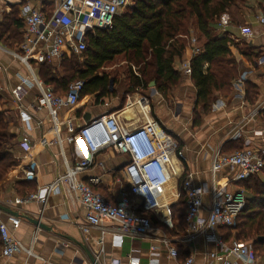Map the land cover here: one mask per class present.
<instances>
[{
    "label": "crops",
    "instance_id": "crops-1",
    "mask_svg": "<svg viewBox=\"0 0 264 264\" xmlns=\"http://www.w3.org/2000/svg\"><path fill=\"white\" fill-rule=\"evenodd\" d=\"M25 1L30 2L34 9L40 10L46 18H50L61 0ZM7 14L3 12L1 16ZM262 15H264V0H239L235 6L220 17L218 23H226L228 29L227 35L218 29V35L228 38L239 48L241 47L246 55L238 52L235 47L230 48L233 60L238 67L236 80L244 79L241 84H235V81L228 92L215 93L208 114L203 115L200 110L202 114L200 125H194L196 90L190 76L184 75L181 70L183 56L181 60L175 62L174 66L175 71L179 73L180 80L170 92L173 100L169 101L154 86L150 87L149 85L146 90L134 86L128 77L129 89L136 92L126 90L128 87L126 83L125 86L123 84L122 86L112 80L108 95L99 98H97L98 94L86 96L80 99L73 109L60 110L58 118L62 122L60 126L61 146L56 144V140L50 132L51 125L47 121L46 112H32L33 121L30 123L31 130L28 132L31 151L26 161L19 147L25 126L19 121L18 113L9 93L10 88L17 84L18 75L25 76L26 71L19 62L0 50V111L5 112L6 116H12L15 120L14 123L12 121H8V123L10 133L15 136L13 158L18 163L17 167L8 174V178L4 180L3 188L0 191L3 192L4 198L5 196L9 198L7 203H11L10 206L4 207L16 214V217L20 219V225L17 229H13L6 222L8 215L2 211H0V222L5 223L12 236L20 241L24 248L31 249L33 254L32 257L23 252L17 253L8 261L0 260V264H41V261L34 258V255L44 260L46 264H90L78 244H83L92 255H95L99 264H128L129 258L137 259L138 264H150V259H154L155 264H179L187 257H192L194 264H208L205 261V253L217 251L219 257L223 256L220 253V248L207 241L204 236L198 235L188 241L185 219L181 223L177 217H172V213L173 229L169 230L154 213L137 210V214L151 222L152 231L148 238L135 240L123 238L121 246H115L112 243L110 232L101 238L100 228L90 229L88 234H83L80 231L79 227L84 223L85 210L77 200L68 199L63 191L50 196L44 205L36 202L17 205L14 201L25 198L26 196L21 197L20 194H24L26 190H30V194H32L37 189L50 185L56 177L65 172L60 152H63L68 162H71L73 157V145L67 143V138L71 136L67 130V122L76 132L79 126L86 124L85 117L89 122L99 116L117 112L120 114L121 121L128 128L154 119L175 139L177 150L186 160L184 164L177 162L178 167L183 169L186 175H193L194 184L205 190L203 210L200 214L201 218H205L211 203V191L214 188L224 187L230 188V190L236 188L233 186L234 184L228 182L226 170L218 173L215 177L211 175L210 168L214 156L218 153H234L229 147L237 143L236 141L242 144V149L245 147L262 149L264 147V63H259V60L264 58V25L256 23V18ZM241 28H248L252 32V38L249 41H236L240 39L239 29ZM192 32L197 34L195 28L192 29ZM191 38L195 37L190 36L188 41ZM60 61L53 60L51 63L58 66ZM206 68L207 65L204 66V70ZM248 84L255 87L256 100L253 104H249L246 100V85ZM36 95L35 89L29 91L26 98L28 105L34 103ZM123 96H125L123 106L116 109L118 106L116 100ZM140 97H144L148 101L146 115L145 112L143 115L139 110L140 106L137 102ZM128 102L129 106H127ZM128 108L135 110L134 116L123 115V112ZM39 121L42 122L41 125H38ZM230 143L232 144L230 145ZM30 159L37 165V170L35 178L29 182L21 179L19 167H22ZM123 160L120 157L110 159L105 155H99L95 158L92 169L80 175V180L88 183L90 178L99 177L100 184L93 186L92 189L109 202L115 203L120 192L117 178L121 175ZM20 180L27 183V186L19 187V192L16 193L14 185ZM177 188L174 182H171L167 188L166 200L170 209L179 200L176 198ZM29 220H38L45 230L34 227ZM154 221L165 232H168L167 236L154 226ZM115 226L114 224L103 225L108 230ZM219 230L215 234L221 238ZM162 238H167L178 250L177 260L169 257L167 249L160 241ZM152 247L156 249L154 256L151 253ZM226 262L242 264L241 261L233 257H228Z\"/></svg>",
    "mask_w": 264,
    "mask_h": 264
},
{
    "label": "built area",
    "instance_id": "built-area-1",
    "mask_svg": "<svg viewBox=\"0 0 264 264\" xmlns=\"http://www.w3.org/2000/svg\"><path fill=\"white\" fill-rule=\"evenodd\" d=\"M0 4L6 8L22 4L19 18L23 22V41L16 50H7L1 45L0 50L19 62L26 71L25 76L18 75L17 84L9 91L19 121L25 126L19 147L26 161L31 151V140L28 137L30 123L33 121L31 113L46 112L47 121L51 125L50 132L56 144L61 146L62 122L58 118L59 112L62 109H73L79 102L83 88V82L76 81L69 85L64 96H57L50 86L38 77L37 67L64 57L81 56L86 50L87 35L97 30L110 29L114 17L131 7L132 0H61L50 18H46L40 10L34 9L30 2L25 0H17L14 4L0 0ZM256 23L264 25V15L257 17ZM218 29L227 35L226 23H218ZM239 32L240 39L236 40L237 42L249 41L252 38V32L248 28H241ZM199 51L195 38H191L185 47L181 65L184 75L190 76V62ZM259 63H264V58H261ZM243 79L239 78L235 84H241ZM32 89L36 90L37 95L34 103L28 105L26 98ZM137 103L146 115L147 99L140 97ZM41 124L39 121L38 125ZM67 125V130L71 133L67 143L73 145V157L71 162H68L63 152H60L65 172L56 177L50 185L37 189L35 193L23 199H16L15 204L36 202L44 205L50 196L63 191L68 199L77 200L85 210L84 223L79 227L83 234H88L90 229L100 228L101 238L110 232L112 243L121 246L123 238L146 239L152 231L149 219L137 214L139 209L144 213H154L167 229H173L171 209L166 195L170 183L174 182L178 187L176 198L179 199L181 194L185 198L188 241L198 235L204 236L207 241L219 247L220 253L223 254L219 257L217 251L205 253L206 263L229 264L226 262L227 258L233 257L242 264H264L246 243L235 240L225 243L215 234L221 228L234 227L236 219L244 210L247 193L238 184L263 173L264 147H245L231 154L218 153L214 156L210 168L211 175L215 177L226 170L228 182L236 188H214L211 191V203L206 217L201 218L205 190L194 184L193 175H186L180 168L176 170L173 161L184 164L186 160L177 150L175 139L158 121L149 119L143 124L128 128L121 121L120 114L114 112L92 119L79 126L76 132L68 122ZM99 155L110 159H124L121 175L117 178L120 192L115 203L109 202L92 189L100 184L99 177L90 178L88 183L80 180V175L92 169L95 158ZM19 168L22 180L30 182L35 178L37 165L31 159ZM10 204L6 203L8 206ZM6 222L13 229L20 225V219L16 216L8 215ZM104 224L116 226L108 230L103 227ZM0 240V260L8 261L21 252L33 257L31 249L24 248L2 222ZM160 241L167 249L169 257L177 260L179 253L171 242L167 238ZM155 250L151 248L152 256ZM34 258L40 260L41 264H46L35 255ZM128 264H138V261L129 258ZM150 264H155V260L150 259ZM179 264H194L193 258L187 257Z\"/></svg>",
    "mask_w": 264,
    "mask_h": 264
},
{
    "label": "trees",
    "instance_id": "trees-1",
    "mask_svg": "<svg viewBox=\"0 0 264 264\" xmlns=\"http://www.w3.org/2000/svg\"><path fill=\"white\" fill-rule=\"evenodd\" d=\"M238 1L132 0L131 7L114 17L110 29L87 35L82 63L75 55L64 57L58 67L51 62L39 65L37 75L57 96H64L71 83L82 81L79 100L95 94L99 98L108 95L112 82L100 73L101 70L122 57L130 64L140 66L136 76L129 74L134 86L146 89L153 83L154 88L166 96L180 80L174 69L175 62L183 58L190 32L195 28L196 46L200 51L190 62V79L196 90L193 117L194 125H198V109L203 115L208 114L215 93L230 91L238 78V67L230 48L235 47L246 56L238 45L217 32L220 17ZM21 7L22 4L10 6V13L1 16L0 45L7 50H16L23 41ZM246 100L249 104L256 100L255 87L249 84L246 85ZM236 142L230 143L232 152L242 149V144ZM14 148L15 136L9 131L5 112L0 111V190L8 174L18 165L13 158ZM238 185L247 193L245 208L234 227L221 228L219 233L225 243L250 241L258 256V248H264V171L263 178L252 177ZM14 186L18 193V188H25L27 183L20 180ZM185 210V198L181 194L171 207L172 217L184 222ZM259 257L264 263V254Z\"/></svg>",
    "mask_w": 264,
    "mask_h": 264
},
{
    "label": "rangeland",
    "instance_id": "rangeland-1",
    "mask_svg": "<svg viewBox=\"0 0 264 264\" xmlns=\"http://www.w3.org/2000/svg\"><path fill=\"white\" fill-rule=\"evenodd\" d=\"M7 1H8L9 4H14V3H16L17 0H7ZM3 12L9 14L10 13V8H6V10H5V6L0 4V17H1V14ZM195 35H196L195 32H192V31L190 32V36L191 37H196ZM75 58H77L79 63H82V60H83L82 55L81 56H77L76 55ZM58 66H56V67H58ZM139 67L140 66H134V65L130 64L129 61H126L122 57H119V58H116L111 64L106 65L101 70L100 73H103V74L107 75L109 78H111L114 81V83H117V84L119 83L120 85L123 84L124 86H125V83H126V85H128L126 90L132 92L134 90L131 89V88L129 89V85L130 84H129V78L128 77H129V74H134V73L138 74L137 70L139 69ZM134 76H135V74H134ZM153 86H154V84H153ZM171 91H172V89L169 92H167V94H166V97L168 98L169 101L173 100V97L171 96V93H170ZM134 92H136V91H134ZM137 93H140V91H137ZM171 97H172V99H171ZM124 100H125V96H123V97H121V98L116 100L117 101V105H118L116 109H120L123 106ZM201 115L202 114H201L200 110L198 109V113H197L198 118H196L197 121H198V125H200V123H202L201 122V119H202ZM5 118L7 119V121H12L13 123L15 122V120L13 119L12 116H9V115L6 116L5 115ZM260 178H263V175H261ZM1 192L2 191H0V193ZM30 193H31L30 190L29 191L26 190L24 194L21 193L20 195H21V197H25V196H28ZM1 195H0V205L6 206V203L9 202V198L6 197V196L4 198L3 192L1 193ZM153 224H154L155 227L158 228L159 231H161L164 235L167 236L168 232H165V230L160 225H157L155 221L153 222ZM231 241H233V240H230L229 242H231ZM246 244L252 246V243L250 241L246 242ZM251 248H252V250L256 249V248H253V247H251ZM257 253H258V257L261 256L262 254H264V248H261V249L258 248Z\"/></svg>",
    "mask_w": 264,
    "mask_h": 264
},
{
    "label": "water",
    "instance_id": "water-1",
    "mask_svg": "<svg viewBox=\"0 0 264 264\" xmlns=\"http://www.w3.org/2000/svg\"><path fill=\"white\" fill-rule=\"evenodd\" d=\"M150 87H153V83L150 84ZM84 120L85 123L88 122V118L85 117ZM0 211L6 213L7 215L16 216V214L13 211H10L9 209L5 208L2 205H0ZM29 222L34 227L45 230V227L41 225L38 220H29ZM78 246L84 251L90 264H99L97 261V257H95V255H92L83 244H78Z\"/></svg>",
    "mask_w": 264,
    "mask_h": 264
},
{
    "label": "bare ground",
    "instance_id": "bare-ground-1",
    "mask_svg": "<svg viewBox=\"0 0 264 264\" xmlns=\"http://www.w3.org/2000/svg\"><path fill=\"white\" fill-rule=\"evenodd\" d=\"M135 108V107H134ZM126 110V109H125ZM139 110L143 113V115H144V112L142 111V109L139 107ZM124 114V116H126V117H128L129 115L130 116H134V113H135V110L133 109V108H128L126 111H124L123 112ZM144 119V118H143ZM146 119V118H145ZM174 162V166L176 167V170H178L179 169V167H178V164H177V162H175V161H173ZM172 162V163H173Z\"/></svg>",
    "mask_w": 264,
    "mask_h": 264
}]
</instances>
